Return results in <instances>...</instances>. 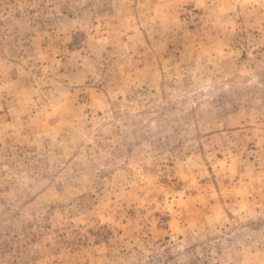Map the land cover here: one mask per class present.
Wrapping results in <instances>:
<instances>
[{
    "label": "rangeland",
    "instance_id": "1",
    "mask_svg": "<svg viewBox=\"0 0 264 264\" xmlns=\"http://www.w3.org/2000/svg\"><path fill=\"white\" fill-rule=\"evenodd\" d=\"M0 264H264V0H0Z\"/></svg>",
    "mask_w": 264,
    "mask_h": 264
}]
</instances>
